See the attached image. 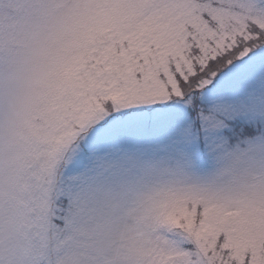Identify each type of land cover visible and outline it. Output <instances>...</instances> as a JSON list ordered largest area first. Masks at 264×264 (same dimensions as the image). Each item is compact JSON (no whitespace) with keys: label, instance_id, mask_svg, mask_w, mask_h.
I'll use <instances>...</instances> for the list:
<instances>
[{"label":"snow or ice","instance_id":"snow-or-ice-1","mask_svg":"<svg viewBox=\"0 0 264 264\" xmlns=\"http://www.w3.org/2000/svg\"><path fill=\"white\" fill-rule=\"evenodd\" d=\"M7 3L0 264H264V0Z\"/></svg>","mask_w":264,"mask_h":264},{"label":"clouds","instance_id":"clouds-1","mask_svg":"<svg viewBox=\"0 0 264 264\" xmlns=\"http://www.w3.org/2000/svg\"><path fill=\"white\" fill-rule=\"evenodd\" d=\"M0 10H2L5 14H14L15 11L14 8H12L9 3H7V0H5L3 8Z\"/></svg>","mask_w":264,"mask_h":264}]
</instances>
